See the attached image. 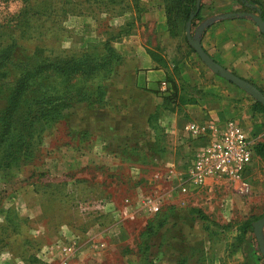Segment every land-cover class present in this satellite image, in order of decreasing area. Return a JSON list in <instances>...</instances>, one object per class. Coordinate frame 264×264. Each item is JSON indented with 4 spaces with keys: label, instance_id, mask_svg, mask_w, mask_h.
<instances>
[{
    "label": "rangeland",
    "instance_id": "obj_1",
    "mask_svg": "<svg viewBox=\"0 0 264 264\" xmlns=\"http://www.w3.org/2000/svg\"><path fill=\"white\" fill-rule=\"evenodd\" d=\"M154 2L0 0V53L8 49L0 54V104L20 76L46 62L78 58L92 46L106 57L102 45L128 25L151 53L176 62L185 55V32L169 34L162 2V17L149 11L156 10ZM123 64L108 80L88 83L89 99L71 104L44 130L30 163L0 173V264H264L259 243H250L253 224L264 217V160L255 156L241 183L184 185L193 144L175 129L187 123V106L170 112L160 108V91H127ZM195 64L207 70L199 58ZM170 76L177 79L176 71ZM56 79L47 83L51 93ZM194 87L183 86L184 94L200 101L204 96ZM239 94L240 108L221 117L237 119L263 144L264 114ZM212 104L208 99L206 106ZM150 110L147 125L142 114ZM148 202L156 213L147 210ZM248 222L252 230L241 240ZM69 245L71 255L61 251Z\"/></svg>",
    "mask_w": 264,
    "mask_h": 264
},
{
    "label": "trees",
    "instance_id": "obj_2",
    "mask_svg": "<svg viewBox=\"0 0 264 264\" xmlns=\"http://www.w3.org/2000/svg\"><path fill=\"white\" fill-rule=\"evenodd\" d=\"M131 1L134 4L138 3V0ZM234 1L241 6L240 12L249 11L247 8H251V4L254 5L255 7L252 8L254 13L260 12L264 21V0H252V3L248 0ZM162 5L168 32L173 37L184 35L186 24L191 15L194 16L191 21V32L201 21L200 10L196 11V0H162ZM126 27L128 28L126 32H119L117 37L106 40L102 45L106 53L104 58L99 57L98 49L92 46L78 58L65 57L46 62L42 67L20 76L14 83L10 96L5 99V105L0 104V173L19 169L30 163L34 157L35 147L42 140L41 135L44 130L60 121L62 112L71 104L89 99L90 96L86 91L88 83H92L100 76L109 79L114 67L119 65L122 60V56L111 48V44L132 33L129 31L130 25ZM184 41L187 44L185 36ZM187 47L190 52L194 53L188 45ZM7 52L6 48L0 54ZM149 53L161 66L165 65L164 60L159 59L151 51ZM1 60L0 58V64H2ZM173 70L176 71L177 79L171 77L170 74L166 76L165 82L169 85V90L162 95L160 105L162 110L168 109L170 112L197 103L194 96L184 94L183 86L189 87L190 85L179 78L177 68ZM35 77L36 79H34ZM53 77L57 78V82L56 88L54 87L51 93L47 83ZM3 87L4 84L0 79V103L3 100L1 97ZM99 89L100 87H97L95 90L99 91ZM195 89L199 94L202 93L197 88ZM260 92L263 94L262 91ZM252 102L253 107L264 114L262 105L253 100ZM254 155L264 160V143L254 146ZM251 230L252 222L245 223L241 240L245 239L246 234ZM250 238V243L256 245L255 238L253 236Z\"/></svg>",
    "mask_w": 264,
    "mask_h": 264
},
{
    "label": "crops",
    "instance_id": "obj_3",
    "mask_svg": "<svg viewBox=\"0 0 264 264\" xmlns=\"http://www.w3.org/2000/svg\"><path fill=\"white\" fill-rule=\"evenodd\" d=\"M248 1L252 3V0ZM161 2L162 0H155L156 10L150 7L149 11L152 16L162 17L161 11L158 10V5ZM200 4L201 21L191 32V35L194 36L199 26L203 25L200 43L205 53L214 62L231 73L240 76L243 80L262 91L264 95V35L260 33L250 18H227L229 15L240 13L255 15L252 9L255 6L251 4V8H247L249 11L240 12L241 6L234 0H201ZM243 28L244 30H242ZM114 48L124 60L120 81L124 84L127 91L133 92V94L138 96L144 93L155 96L159 91L160 84L165 82L166 76L174 68H177L179 78L189 85L198 87V90L204 96L200 101L197 100L195 105L186 107L189 119L185 122L193 120L201 123L213 119L218 122L235 120L239 123L235 118H222L221 116L230 115L236 108H240L238 99L240 101L244 100L243 96L239 94L242 91L231 90V88L225 86L227 85L225 84L226 81L224 82V80L212 74L208 69L201 70L195 64L198 59L197 55L190 52L187 46L183 52L185 55L183 54L184 56L179 57L174 63L173 60H167L164 57V66H161L160 63L152 58L149 53L151 48L143 41L139 31L123 37L116 44L114 43ZM242 71L249 74L251 78L243 76ZM226 90L232 92L229 94L230 96L226 95ZM195 98L197 99V97ZM233 98L237 100L234 101ZM208 99H212L216 106L212 104L215 107H210V105L207 107ZM242 106H244L243 103ZM152 113L153 111L150 110L146 114H142V121H145V124L148 125L147 122ZM193 114L196 115L195 119L192 118ZM183 127L184 125L182 124V127H176L175 130L178 131L177 129H180L179 131L183 135ZM192 144L195 152L202 148L204 142L195 141ZM210 183L212 181H208L207 185Z\"/></svg>",
    "mask_w": 264,
    "mask_h": 264
},
{
    "label": "built area",
    "instance_id": "obj_4",
    "mask_svg": "<svg viewBox=\"0 0 264 264\" xmlns=\"http://www.w3.org/2000/svg\"><path fill=\"white\" fill-rule=\"evenodd\" d=\"M169 85L162 82L159 91L166 94ZM183 132L192 142L203 141L204 145L191 154L184 172V185L199 188L208 181L241 183L252 160L256 143L235 120L218 122L210 119L201 123L188 121ZM186 188H183L185 191ZM103 208V207H102ZM147 210L156 213L158 208L148 202ZM61 251L74 253V246H64Z\"/></svg>",
    "mask_w": 264,
    "mask_h": 264
},
{
    "label": "water",
    "instance_id": "obj_5",
    "mask_svg": "<svg viewBox=\"0 0 264 264\" xmlns=\"http://www.w3.org/2000/svg\"><path fill=\"white\" fill-rule=\"evenodd\" d=\"M200 3L201 0H196V11L200 10ZM193 15L189 17V20L186 25L185 29V37L187 40L188 45L193 49L194 53L198 56L204 66L214 75L219 76L221 79L225 80L226 82L232 84L246 95H248L251 99L255 102L262 105L264 109V95L252 84L246 82L245 80L239 78L238 76L234 75L227 69L223 68L216 62H214L203 50L201 43H200V34L202 32V26H199L196 34L194 36L191 35V21L193 19ZM250 18L253 23L256 25L258 30L262 35H264V21L262 20L261 14L258 13L257 15L254 14H237V15H229L227 18ZM263 228H264V217L253 224V233L256 241L260 245V252L264 257V247L262 246V235H263Z\"/></svg>",
    "mask_w": 264,
    "mask_h": 264
}]
</instances>
